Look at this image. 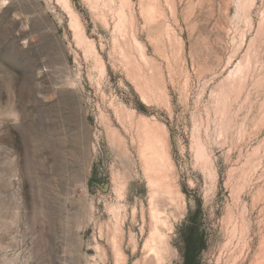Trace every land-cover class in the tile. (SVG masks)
<instances>
[{
	"label": "rangeland",
	"instance_id": "obj_1",
	"mask_svg": "<svg viewBox=\"0 0 264 264\" xmlns=\"http://www.w3.org/2000/svg\"><path fill=\"white\" fill-rule=\"evenodd\" d=\"M151 126L172 192L160 260ZM189 250L264 264V0H0V264Z\"/></svg>",
	"mask_w": 264,
	"mask_h": 264
},
{
	"label": "bare ground",
	"instance_id": "obj_2",
	"mask_svg": "<svg viewBox=\"0 0 264 264\" xmlns=\"http://www.w3.org/2000/svg\"><path fill=\"white\" fill-rule=\"evenodd\" d=\"M152 126L148 128L146 127L145 140H144L145 143L144 145H142L143 156H145L146 158L148 171L156 173V175H158V176L155 175V177L149 175L150 177H152L150 183L153 187L152 188L153 192H151L152 193V197H151L152 227L149 232L148 238L145 242V247H146L145 251L146 250L147 252L149 251L152 255H154L155 258L160 260L161 258H163L164 250L168 247V243L164 233L160 229V225L165 226L166 224L162 220L163 211L160 205L161 203L158 202L159 201L158 199H161L162 196L163 197L167 196L170 199H172V192L169 190L170 188L168 189V187H166V185L163 184V179L165 178V176L164 177L161 176L163 175L162 172L163 167H165L168 163V157L166 153L167 146L164 143L166 139L163 140L162 139L163 136H160L161 134L155 130L154 127L157 126H154L153 128ZM116 246H118V244L114 245V247ZM116 254H117V258L122 257L120 253V248L116 249Z\"/></svg>",
	"mask_w": 264,
	"mask_h": 264
},
{
	"label": "trees",
	"instance_id": "obj_3",
	"mask_svg": "<svg viewBox=\"0 0 264 264\" xmlns=\"http://www.w3.org/2000/svg\"><path fill=\"white\" fill-rule=\"evenodd\" d=\"M193 253H194L193 250H189L188 251V255H187V258H186V264H195L194 258H191L192 257L191 255H193Z\"/></svg>",
	"mask_w": 264,
	"mask_h": 264
}]
</instances>
